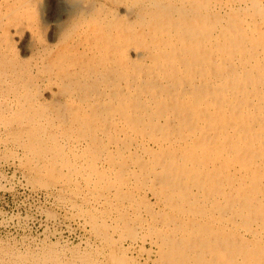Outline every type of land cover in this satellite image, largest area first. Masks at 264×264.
<instances>
[{"label":"rangeland","instance_id":"1","mask_svg":"<svg viewBox=\"0 0 264 264\" xmlns=\"http://www.w3.org/2000/svg\"><path fill=\"white\" fill-rule=\"evenodd\" d=\"M65 1L0 0V264H246L245 259L247 257L244 255L249 252L253 253H250L252 257L249 256L248 259H254V262L248 261L247 264H264V225H262L264 224V208H262L264 207V198H262L264 197V190H262V187L264 189V148L261 147L264 146V0H258V3L257 0H190V2L189 0ZM68 1L70 2L67 3ZM160 2L162 3L160 4ZM148 6L152 7L149 8ZM167 9L171 11H167ZM190 9H192L191 12ZM197 16L199 19H197ZM180 17H184L190 23L191 27L188 31L185 28L181 29L175 26L174 22L167 24L170 19L173 21V19ZM155 18H162L165 21L158 28L160 32L158 30L151 32L148 28L149 25L153 24L150 21ZM229 22L231 26L228 25ZM95 29H98L96 33L94 32ZM123 29H125V32ZM217 29L221 34L218 33ZM184 30L187 37L183 41L181 34ZM168 31H170V36H167ZM195 31L196 33H194ZM99 32H101L100 35ZM133 34L138 36L136 44L141 41L136 45V48L135 44L129 42ZM229 36L230 38H228ZM159 37L160 40H168L169 37L170 42L173 41L172 45L170 42H162V46L160 43L157 44V38ZM85 41L87 42L85 43ZM225 41L227 44H225ZM204 42L207 46L204 45ZM217 42L218 45H216ZM141 43L142 45H140ZM111 44L117 47L114 46L115 48H113L110 46ZM221 45L223 48H221ZM218 46L220 47L218 48ZM169 50L170 52H168ZM131 54L135 55L134 58ZM154 55L156 56L154 57ZM205 59L206 61H204ZM160 60L163 62L161 63ZM120 61H123V63H120ZM190 61L192 62L190 63ZM170 62L171 65H169ZM189 64H191V67H189ZM198 65L201 67H198ZM59 71L61 72L59 73ZM125 72L127 75H125ZM45 76H48V79ZM127 80L128 82H126ZM207 80H210V83ZM211 80L215 82H211ZM190 83L193 88L189 86ZM99 88L101 89L99 90ZM129 88H132V90L130 89V91ZM219 94L221 95L219 96ZM175 97H178V99ZM232 102L234 104H231ZM110 106L112 107L110 108ZM224 106L226 107L224 108ZM177 107L179 108L177 109ZM125 113L126 115H124ZM176 116H178V119ZM182 118L183 120L186 118L192 121L190 123H193L191 130L190 127L186 128L187 126L183 127L185 132L181 129L183 123L180 121ZM148 119L150 120L148 121ZM230 119H233L234 122ZM175 121L176 123H174ZM231 123L234 125H231ZM207 124H210L208 126L213 125L215 128H204L207 131L206 136L211 141L218 143V146L224 145L225 150L223 147L222 153L219 154H211V151H199L201 154L199 152L197 155L196 153L193 154L194 157L201 159V163L198 164L195 162L196 158H193L190 152L194 140L192 138L200 136L201 133L198 128L206 127ZM233 126H236V128ZM172 127L174 128L172 129ZM151 129H154L155 132ZM194 131L197 133H194ZM227 135L228 137L231 136V139ZM235 136H238L239 140ZM212 137H216L217 140H213ZM188 140L190 143H188ZM232 146L240 148L241 150L237 151H242V154L247 152L243 154L245 157L253 156V163H249V167L244 169L240 162L232 157L233 152L236 151ZM227 153L230 156L229 158ZM181 154L184 155L181 156ZM203 155L205 158H203ZM212 156L213 158H211ZM192 158L194 162L191 161ZM221 165H228V167L222 169ZM176 166L178 169H176ZM198 166L202 167L203 170L206 169L205 171H210L212 177L207 179L200 174V179H197L199 176H197V172L200 170ZM258 167L259 169H257ZM176 170L178 173H176ZM259 177H263V179ZM208 186L211 189L206 188ZM237 187L241 189L239 190ZM257 188L259 189L257 190ZM183 190L184 192H182ZM244 191L249 194L250 199H253H248L249 196ZM260 192L261 194H258ZM228 196L230 197L228 198ZM211 197L212 199H210ZM227 199L229 200L227 201ZM244 201L247 202L243 203ZM253 202L256 204L254 205ZM176 204H178V207ZM242 209L243 211H241ZM249 210L254 212L251 214ZM241 214L245 218L242 219ZM189 217L190 219H187ZM248 217L249 219H247ZM193 218L197 220L195 221ZM178 219L184 223L181 224L182 222ZM177 223L180 226L176 225ZM259 223L260 226L258 227ZM260 227L262 228L260 229ZM222 234L223 236H220ZM197 235L202 236L199 238ZM208 235H210V238L213 237L212 240ZM224 236L227 240L235 239L236 247L233 251L225 248ZM198 240L200 241L198 242ZM213 240L214 242H212ZM205 242L209 246L219 244L224 255H226V258L224 256L226 262L218 261L216 254L204 249L203 243ZM223 242L224 244H222ZM186 243H189V245H185ZM168 246H170V249H166ZM178 251L179 253H177ZM185 254L187 255L185 256ZM237 254L241 255L240 258H236Z\"/></svg>","mask_w":264,"mask_h":264},{"label":"bare ground","instance_id":"2","mask_svg":"<svg viewBox=\"0 0 264 264\" xmlns=\"http://www.w3.org/2000/svg\"><path fill=\"white\" fill-rule=\"evenodd\" d=\"M49 1H50V0H49ZM64 1H65V0H64ZM71 1H72V0H71ZM74 1H75V0H74ZM84 1H85V0H84ZM131 1H132V0H131ZM167 1H169V0H167ZM180 1H181V0H180ZM180 1H179V2H180ZM182 1H183V0H182ZM262 1H263V0H262ZM65 2H66V1H65ZM69 2H70V1H68L67 3H69ZM72 2H73V1H72ZM76 2H77V1H76ZM113 2H114V1H113ZM149 2H150V1H149ZM189 2H190V0H189ZM191 2H192V1H191ZM236 2H237V1H236ZM58 3H59V2H58ZM62 3H63V2H62ZM80 3H81V2H80ZM115 3H116V2H115ZM119 3H120V2H119ZM161 3H162V2H160V4H161ZM165 3H166V2H165ZM257 3H258V0H257ZM257 3H256V4H257ZM56 4H57V3H56ZM166 4H168V3H166ZM173 4H176V3H173ZM173 4H172V5H173ZM195 4H196V3H195ZM254 4H255V3H254ZM256 4H255V5H256ZM261 4H263V3H261ZM63 5H64V4H63ZM81 5H82V4H81ZM162 5H163V4H162ZM190 5H191V4H190ZM192 5H193V4H192ZM65 6H66V5H65ZM67 6H68V5H67ZM82 6H83V5H82ZM155 6H156V5H155ZM163 6H164V5H163ZM167 6H168V5H167ZM167 6H165V7H167ZM178 6H179V4H178ZM181 6H182V5H181ZM258 6H259V5H258ZM72 7H73V6H72ZM77 7H78V6H77ZM130 7H132V6H130ZM148 7H149V6H148ZM151 7H152V6H151ZM151 7H149V8H151ZM190 7H191V6H190ZM0 8H1V7H0ZM186 8H187V7H186ZM198 8H199V7H198ZM97 9H98V8H97ZM99 9H100V8H99ZM126 9H127V8H126ZM131 9H134V8H131ZM139 9H140V8H139ZM172 9H173V8H172ZM235 9H236V8H235ZM245 9H246V8H245ZM94 10H95V8H94ZM168 10H170V9H167V11H168ZM177 10H178V9H177ZM177 10H176V11H177ZM191 10H192V9H190V12H191ZM197 10H198V9H197ZM238 10H240V9L238 8ZM135 11H136V10H135ZM145 11H146V10H145ZM145 11H144V12H145ZM170 11H171V10H170ZM174 11H175V9H174ZM180 11H181V10H180ZM185 11H186V9H185ZM242 11H243V10H242ZM247 11H248V10H247ZM261 11H262V10L260 9V12H261ZM41 12H42V11H41ZM99 12H100V11H99ZM127 12H128V11H127ZM138 12H139V10H138ZM138 12H136V13H138ZM141 12H142V11H141ZM146 12H147V11H146ZM146 12H145V13H146ZM148 12H149V11H148ZM159 12H160V11H159ZM232 12H233V11H232ZM232 12H231V13H232ZM239 12H240V11H239ZM51 13H52V12H51ZM142 13H143V12H142ZM152 13H153V12H152ZM183 13H184V12H183ZM187 13H188V11H187ZM192 13H193V12H192ZM235 13H236V11H235ZM244 13H245V12H244ZM247 13H248V12H247ZM262 13H263V12H262ZM39 14H40V13H39ZM53 14H54V13H53ZM94 14H95V13H94ZM101 14H102V13H101ZM148 14H149V13H148ZM190 14H191V13H190ZM198 14H199V13H198ZM198 14H197V15H198ZM236 14H237V13H236ZM41 15H42V14H41ZM51 15H52V14H51ZM125 15H126V14H125ZM129 15H130V14H129ZM134 15H135V14H134ZM136 15H137V14H136ZM139 15H140V14H139ZM158 15H159V14H158ZM194 15H195V14H194ZM201 15H202V14H201ZM203 15H204V14H203ZM233 15H234V13H233ZM105 16H106V14H105ZM132 16H133V15H132ZM143 16H144V15H143ZM143 16H142V17H143ZM174 16H175V15H174ZM186 16H187V15H186ZM188 16H189V15H188ZM237 16H238V15H237ZM110 17H111V16H110ZM113 17H114V16H113ZM152 17H154V16H152ZM195 17H196V16H195ZM247 17H248V16H247ZM92 18H93V17H92ZM116 18H117V16H116ZM121 18H122V17H121ZM143 18H144V17H143ZM145 18H146V15H145ZM186 18H187V17H186ZM210 18H212V17H210ZM237 18H238V17H237ZM244 18H245V17H244ZM98 19H99V18H98ZM98 19H97V20H98ZM146 19H147V18H146ZM160 19H161V20H160ZM187 19H189V18H187ZM195 19H196V18H195ZM197 19H199L198 16H197ZM235 19H236V18H235ZM46 20H47V19H46ZM105 20H106V19H105ZM130 20H131V19H130ZM149 20H151V19L149 18ZM149 20H148V21H149ZM223 20H224V19H223ZM231 20H232V19H231ZM236 20H237V19H236ZM239 20H240V18H239ZM87 21H88V20H87ZM128 21H129V20H128ZM128 21H127V22H128ZM141 21H142V19H141ZM191 21H192V20H191ZM191 21H190V22H191ZM194 21H195V20H194ZM214 21H215V20H214ZM214 21H213V22H214ZM256 21H257V20H256ZM89 22H90V21H89ZM120 22H121V21H120ZM123 22H124V21H123ZM145 22H146V21H145ZM150 22L153 23V24H152V25H149V27H148L149 30H150L151 32H156L157 30L160 32V30H159L158 28H159V26H160L161 24H163V22H165V21H164V19H162V18H157V19L155 18V19H153V20L150 21ZM171 22H174V23H175V26H178V27H180L181 29H182V28H183V29L185 28L187 31H188L189 28L191 27V26H190V23H189L186 19H184V17H180V18H177V19H173V21H171V19H170V20H169V23H167V24H170ZM253 22H254V21H253ZM257 22H259V21H257ZM42 23H43V22H42ZM49 23H50V22H49ZM93 23H95V22L93 21ZM104 23H105V22H104ZM128 23H129V22H128ZM134 23H135V21H134ZM139 23H140V22H139ZM139 23H138V24H139ZM250 23H251V22H250ZM100 24H101V23H100ZM102 24H103V23H102ZM123 24H124V23H123ZM138 24H137V25H138ZM209 24H211V23H209ZM212 24H213V23H212ZM216 24H217V22H216ZM256 24H257V23H256ZM133 25H134V24H133ZM172 25H173V23H172ZM228 25H230V22L228 23ZM235 25H236V23H235ZM259 25H260V27H261V22H260ZM262 25H263V24H262ZM85 26H86V25H85ZM104 26H105V24H104ZM104 26H103V27H104ZM112 26H113V25H112ZM119 26H120V24H119ZM123 26H124V25H123ZM127 26H128V25H127ZM127 26H126V27H127ZM131 26H132V24H131ZM212 26H213V25H212ZM217 26H218V25H217ZM217 26H216V27H217ZM223 26H224V25H223ZM230 26H231V25H230ZM233 26H234V25H233ZM241 26H243V25H241ZM241 26H240V27H241ZM9 27H10V26H9ZM86 27H87V26H86ZM91 27H92V26H91ZM107 27H108V25H107ZM128 27H129V26H128ZM133 27H134V26H133ZM133 27H132V28H133ZM171 27H172V26H171ZM171 27H170V28H171ZM221 27H222V26H221ZM228 27H229V26H228ZM263 27H264V26H263ZM15 28H16V27H15ZM53 28H54V27H53ZM139 28H140V27H139ZM141 28H142V27H141ZM235 28H237V27H235ZM48 29H49V28H48ZM90 29H91V28H90ZM90 29H89V30H90ZM103 29H104V28H103ZM174 29H175V27H174ZM219 29H220V28H219ZM230 29H231V28H230ZM233 29H234V28H233ZM243 29H244V28H243ZM16 30H17V28H16ZM53 30H54V29H53ZM76 30L78 31V29H76ZM108 30H109V29H108ZM113 30H114V29H113ZM123 30H124V32H125V29H123ZM133 30H134V29H133ZM163 30H164V29H163ZM214 30H215V29H214ZM234 30H235V29H234ZM241 30H242V29H241ZM257 30H258V29H257ZM31 31H32V30H31ZM74 31H75V30H74ZM96 31H98V29H95L94 32L96 33ZM99 31H101V30H99ZM143 31H144V30H143ZM178 31H179V30H178ZM215 31H216V30H215ZM217 31H218V29H217ZM248 31H249V30H248ZM259 31H260V30H259ZM16 32H17V31H16ZM43 32H44V31H43ZM52 32H53V31H52ZM106 32H107V31H106ZM113 32H114V31H113ZM124 32H123V33H124ZM132 32H133V31H132ZM151 32H150V33H151ZM168 32H169V34H168V35L165 34V35L170 36V31H168ZM174 32H175V31H174ZM231 32H233V31H231ZM236 32H237V31H236ZM239 32H240V31H239ZM263 32H264V29H263ZM73 33H75V32H73ZM78 33H79V32H78ZM97 33H98V32H97ZM100 33H101V32H99V35H100ZM127 33H128V32H127ZM133 33H134V32H133ZM146 33H147V32H146ZM148 33H149V32H148ZM150 33H149V34H150ZM178 33H179V32H178ZM194 33H196V31H195ZM218 33L221 34V32H219V31H218ZM227 33H228V32H227ZM237 33H238V32H237ZM257 33H258V32H257ZM75 34H76V33H75ZM113 34H114V33H113ZM156 34H158V33H156ZM156 34H155V35H156ZM175 34H177V33H175ZM175 34H174V35H175ZM12 35H13V34H12ZM51 35H52V33H51ZM71 35H72V34H71ZM84 35H85V34H84ZM84 35H83V37H84ZM92 35H93V34H92ZM151 35H152V34H151ZM186 35H187V34H186L185 30H184V32L181 34L183 41H184V38L187 37ZM203 35H204V34H203ZM227 35H229V34H227ZM227 35H226V36H227ZM232 35H233V34H232ZM237 35H238V34H237ZM245 35H247V34L245 33ZM250 35H251V34H250ZM36 36H37V35H36ZM86 36H87V35H86ZM116 36H117V35H116ZM125 36H126V35H125ZM127 36H129V35H127ZM177 36H178V35H177ZM205 36H206V35H205ZM27 37H28V36H27ZM88 37H89V36H88ZM137 37H138V36H136V34H133V35H131V38H130V41H129L131 44H135V45H134L135 48H136V45H137L139 42H141V41H139V42H137V44H136V38H137ZM146 37H147V36H146ZM155 37H156V36H155ZM160 37H161V35H160ZM160 37L157 38V42H156V43H157V44L160 43L161 46H162V42L167 43V42H170V41H171V40H169V37H168V40H164V39H161V40H160ZM216 37H217V36H216ZM222 37H223V36H222ZM238 37H239V36H238ZM238 37H237V38H238ZM241 37H242V36H241ZM252 37H253V35H252ZM255 37H256V36H255ZM106 38H107V37H106ZM150 38H152V37H150ZM174 38H175V37H174ZM174 38H173V39H174ZM189 38H190V37H189ZM191 38H192V37H191ZM219 38H220V37H219ZM228 38H230V36H229ZM233 38H234V37H233ZM242 38H243V37H242ZM249 38H251V37H249ZM256 38H258V37H256ZM26 39H27V38H26ZM28 39H29V38H28ZM52 39H54V38H52ZM85 39H86V38H85ZM87 39H89V38H87ZM90 39H91V36H90ZM107 39H108V38H107ZM107 39H106V40H107ZM127 39H128V38H127ZM127 39H126V40H127ZM143 39H144V38H143ZM171 39H172V38H171ZM176 39H177V38H176ZM24 40H25V39H24ZM76 40H77V39H76ZM81 40H82V39H81ZM94 40H95V39H94ZM128 40H129V39H128ZM174 40H175V39H174ZM213 40H214V39H213ZM232 40H233V39H232ZM232 40H230V41H232ZM238 40H239V39H238ZM249 40H250V39H249ZM70 41H71V40H70ZM79 41H80V40H79ZM124 41H125V40H124ZM142 41H143V40H142ZM177 41H178V39H177ZM185 41H186V40H185ZM210 41H212V40H210ZM219 41H220V39H219ZM242 41H243V39H242ZM63 42H64V41H63ZM86 42H87V41H85V43H86ZM93 42H94V41H93ZM105 42H106V41H105ZM115 42H116V40H115ZM145 42H146V41H145ZM145 42H144V43H145ZM172 42H173V41H172ZM172 42H170V44H171ZM188 42H189V41H188ZM206 42H207V41H206ZM223 42H224V41H223ZM225 42H226V41H225ZM227 42H228V40H227ZM227 42H226L225 44H227ZM239 42H240V41H239ZM30 43H31V42H30ZM119 43H120V42H119ZM123 43H124V42H123ZM153 43H154V42H153ZM175 43H177V42H175ZM179 43H180V45H181V40H180ZM189 43H190V42H189ZM202 43H203V42H202ZM204 43H205V42H204ZM208 43H210V42H208ZM262 43H263V42H262ZM92 44H93V43H92ZM92 44H91V45H92ZM94 44H95V43H94ZM102 44H103V43H102ZM109 44H110V43H109ZM121 44H122V43H121ZM126 44H127V43H126ZM187 44H188V43H187ZM190 44H191V43H190ZM221 44H222V43H221ZM240 44H241V42H240ZM249 44H250V43H249ZM254 44H255V43H254ZM257 44H258V43H257ZM259 44H261V43H259ZM30 45H31V44H30ZM30 45H29V46H30ZM105 45H106V44H105ZM118 45H119V44H118ZM140 45H142V43H141ZM140 45H139V46H140ZM145 45H146V44H145ZM150 45H151V44H150ZM164 45H165V44H164ZM171 45H172V44H171ZM192 45H193V44H192ZM204 45H206V43H205ZM216 45H218V42H217ZM232 45H233V44H232ZM242 45H243V44H242ZM23 46H24V45H23ZM23 46H22V48H23ZM29 46H28V47H29ZM110 46H112L113 48L117 47V46L112 45V44H111ZM114 46H115V47H114ZM130 46H133V45H130ZM147 46H148V45H147ZM206 46H207V45H206ZM221 46H222V45H221ZM226 46H227V45H226ZM240 46H241V45H240ZM243 46H244V45H243ZM248 46H249V45H248ZM254 46H255V45H254ZM26 47H27V46H26ZM68 47H69V46H68ZM70 47H71V46H70ZM70 47H69V48H70ZM84 47H85V46H84ZM89 47H90V46H89ZM91 47H92V46H91ZM93 47H95V46H93ZM98 47H99V46H98ZM101 47H102V46H101ZM101 47H100V48H101ZM107 47H108V45H107ZM118 47H119V46H118ZM124 47H125V45H124ZM152 47H153V46H152ZM159 47H160V46H159ZM165 47H166V46H165ZM180 47H181V46H180ZM192 47H193V46H192ZM219 47H220V46H218V48H219ZM24 48H25V47H24ZM29 48H30V47H29ZM74 48H76V47H74ZM85 48H86V47H85ZM87 48H88V47H87ZM110 48H111V47H110ZM110 48H109V49H110ZM129 48H130V47H129ZM168 48H169V47H168ZM170 48H171V47H170ZM206 48H207V47H206ZM206 48H205V49H206ZM221 48H223V46H222ZM246 48H247V47H246ZM71 49H73V48H71ZM90 49H91V48H90ZM95 49H96V47H95ZM124 49H125V48H124ZM126 49H127V48H126ZM142 49H143V48H142ZM145 49H146V47H145ZM155 49H156V48H155ZM163 49H165V48H163ZM166 49H167V48H166ZM177 49H178V48H177ZM200 49H201V47H200ZM29 50H30V49H29ZM73 50H74V49H73ZM84 50H85V49H84ZM91 50H92V49H91ZM111 50H112V49H111ZM152 50H153V49H152ZM152 50H151V51H152ZM180 50H181V49H180ZM180 50H178V51H180ZM190 50H191V49H190ZM208 50H209V48H208ZM208 50H207V51H208ZM212 50H213V49H212ZM246 50H247V49H246ZM27 51H28V50H27ZM81 51H83V49H81ZM137 51H138V50H137ZM142 51H143V50H142ZM158 51H159V50H158ZM184 51H185V49H184ZM187 51H188V50H187ZM232 51H235V50H232ZM96 52H97V51H96ZM107 52H108V51H107ZM111 52H112V51H111ZM125 52H126V51H125ZM132 52H133V51H132ZM145 52H146V51H145ZM168 52H170V50H169ZM200 52H201V51H200ZM213 52H215V51H213ZM222 52H223V51H222ZM225 52H226V51H225ZM249 52H250V51H249ZM76 53H77V50H76ZM76 53H75V54H76ZM80 53H81V52H80ZM115 53H116V52H115ZM118 53H119V51H118ZM120 53H121V51H120ZM128 53H129V52H128ZM128 53H127V54H128ZM152 53H153V52H152ZM195 53H196V52H195ZM232 53H233V52H232ZM234 53H235V52H234ZM243 53H244V52H243ZM260 53H261V52H260ZM62 54H63V53H62ZM67 54H68V52H67ZM71 54H72V53H71ZM81 54H82V53H81ZM93 54H94V53H93ZM95 54H96V53H95ZM100 54H101V53H100ZM106 54H108V53H106ZM123 54H125V53H123ZM144 54H145V53H144ZM155 54L157 55V53H155ZM183 54H184V53H183ZM217 54H218V53H217ZM236 54H237V53H236ZM240 54H241V53H240ZM255 54H256V53H255ZM14 55H15V54H14ZM54 55H55V54H54ZM60 55H61V53H60ZM60 55H59V57H60ZM85 55H86V54H85ZM87 55H88V52H87ZM87 55H86V56H87ZM121 55H122V54H121ZM131 55H132V54H131ZM145 55H146V54H145ZM156 55H154V57H155ZM164 55H165V54H164ZM177 55H178V54H177ZM188 55H189V52H188ZM206 55H207V54H206ZM238 55H239V54H238ZM74 56H75V55H74ZM78 56H79V54H78ZM89 56H90V55H89ZM91 56H92V54H91ZM94 56H95V55H94ZM97 56H98V55H97ZM117 56H118V55H117ZM123 56H124V55H123ZM132 56H133V55H132ZM132 56H131V57H132ZM134 56H135V55H134ZM134 56H133V58H134ZM161 56H162V54H161ZM175 56H176V55H175ZM215 56H216V55H215ZM218 56H219V54H218ZM244 56H245V55H244ZM247 56H248V55H247ZM257 56H258V55H257ZM260 56H261V55H260ZM260 56H259V57H260ZM8 57H9V56H8ZM14 57H15V56H14ZM61 57H62V56H61ZM80 57H81V56H80ZM83 57H84V56H83ZM98 57H100V56H98ZM101 57H102V56H101ZM114 57H115V56H114ZM114 57H113V58H114ZM145 57H146V56H145ZM162 57H164V56H162ZM176 57H177V56H176ZM204 57H206V56H204ZM236 57H237V56H236ZM248 57H249V56H248ZM253 57H254V56H253ZM259 57H258V58H259ZM11 58H12V57H11ZM57 58H58V57H57ZM62 58H63V57H62ZM115 58H116V57H115ZM117 58H118V57H117ZM123 58H124V57H123ZM166 58H167V57H166ZM172 58H174V57H172ZM191 58H192V56H191ZM214 58H215V57H214ZM237 58H239V57H237ZM13 59H14V58H13ZM73 59H74V58H73ZM84 59H85V58H84ZM86 59H87V58H86ZM91 59H92V58H91ZM93 59H94V57H93ZM106 59H107V57H106ZM119 59H120V57H119ZM154 59H155V58H154ZM178 59H179V58H178ZM199 59H200V58H199ZM220 59H222V58H220ZM223 59H224V58H223ZM227 59H228V58H227ZM250 59H251V58H250ZM69 60H70V59H69ZM69 60H68V61H69ZM71 60H72V59H71ZM98 60H99V59H98ZM116 60H117V59H116ZM116 60H115V61H116ZM120 60H121V59H120ZM166 60H168V59H166ZM173 60H174V59H173ZM182 60H183V59H182ZM191 60H193V59H191ZM216 60H217V57H216ZM244 60H245V59H244ZM259 60H260V59H259ZM37 61H38V60H37ZM43 61H44V60H43ZM73 61H74V60H73ZM94 61H95V60H94ZM99 61H100V60H99ZM125 61H126V60H125ZM160 61H161V63L163 62L162 60H160ZM176 61H177V60H176ZM187 61H188V60H187ZM187 61H186V62H187ZM193 61H194V60H193ZM204 61H206V59H205ZM223 61H224V60H223ZM248 61H249V60H248ZM50 62H51V61H50ZM69 62H70V61H69ZM75 62H76V61H75ZM75 62H74V64H75ZM78 62H80V61H78ZM84 62H86V61H84ZM104 62H105V61H104ZM121 62L123 63V61H120V63H121ZM153 62H155V61H153ZM166 62H167V61H166ZM183 62H184V61H183ZM191 62H192V61H190V63H191ZM198 62H199V60H198ZM214 62H215V61H214ZM218 62H219V61H218ZM232 62H233V61H232ZM232 62H231V63H232ZM37 63H38V62H37ZM42 63H43V62H42ZM71 63H72V62H71ZM92 63H93V62H92ZM92 63H91V64H92ZM150 63H151V62H150ZM194 63H195V62H194ZM194 63H193V64H194ZM203 63H204V62H203ZM203 63H202V65H203ZM247 63H248V62H247ZM261 63H262V62H261ZM50 64H51V63H50ZM78 64H79V63H78ZM86 64H88V63H86ZM93 64H94V63H93ZM93 64H92V65H93ZM103 64H104V63H103ZM117 64H118V63H117ZM157 64H158V63H157ZM164 64H165V63H164ZM173 64L175 65L176 63H173ZM180 64H182V63H180ZM211 64H213V63L211 62ZM237 64H238V63H237ZM251 64H252V63H251ZM65 65H67V64H65ZM105 65H106V64H105ZM124 65H125V64H124ZM136 65H137V64H136ZM169 65H171V62H170ZM190 65H191V64H189V67H191ZM194 65H195V64H194ZM200 65H201V64H200ZM202 65H201V66H202ZM231 65H232V64H231ZM42 66H43V65H42ZM55 66H56V65H55ZM57 66H58V65H57ZM75 66H76V65H75ZM79 66H80V65H79ZM98 66H99V65H98ZM151 66H152V65H151ZM176 66H177V65H176ZM183 66H184V64H183ZM187 66H188V65H187ZM201 66L198 65V67H201ZM207 66H208V65H207ZM207 66H206V68H207ZM20 67H21V66H20ZM51 67H52V66H51ZM84 67H85V66H84ZM102 67H103V66H102ZM105 67H106V66H105ZM118 67H119V66H118ZM122 67H123V66H122ZM124 67H125V66H124ZM141 67H142V66H141ZM154 67H155V65H154ZM202 67H203V66H202ZM216 67H217V66H216ZM244 67H245V66H244ZM18 68H19V67H18ZM58 68H59V67H58ZM75 68H76V67H75ZM80 68H81V67H80ZM97 68H98V67H97ZM161 68H162V67H161ZM169 68H171V67H169ZM214 68H215V67H214ZM221 68H222V67H221ZM224 68H227V67H224ZM21 69H22V68H21ZM21 69H20V70H21ZM35 69H36V68H35ZM73 69H74V68H73ZM73 69H72V70H73ZM91 69H92V68H91ZM101 69H102V68H101ZM121 69H122V68H121ZM231 69H232V68H231ZM235 69H236V68H235ZM17 70H18V69H17ZM24 70H25V69H24ZM28 70H29V69H28ZM40 70H41V69H40ZM84 70H85V69H84ZM92 70H93V69H92ZM122 70H123V69H122ZM147 70H148V68H147ZM150 70H151V69H150ZM159 70H160V68H159ZM163 70H164V68H163ZM176 70H177V69H176ZM200 70H201V69H200ZM206 70H208V69H206ZM241 70H242V69H241ZM244 70H245V69H244ZM10 71H11V70H10ZM22 71H23V70H22ZM43 71H44V70H43ZM51 71H52V70H51ZM157 71H158V70H157ZM196 71H197V70H196ZM232 71H233V69H232ZM28 72L30 73V71H28ZM60 72H61V71H59V73H60ZM123 72H124V70H123ZM134 72H135V70H134ZM144 72H145V71H144ZM197 72H198V71H197ZM221 72H222V71H221ZM225 72H226V71H225ZM236 72H237V71H236ZM238 72H240V71H238ZM16 73H17V72H16ZM29 73H28V74H29ZM39 73H41V72H39ZM44 73H45V72H44ZM44 73H43V74H44ZM125 73H126V72H125ZM158 73H159V72H158ZM200 73H201V72H200ZM243 73H244V72H243ZM245 73H246V72H245ZM248 73H249V72H248ZM252 73H253V72H252ZM256 73H257V71H256ZM45 74H46V73H45ZM53 74H54V73H53ZM140 74H141V72H140ZM166 74H167V73H166ZM178 74H179V73H178ZM212 74H213V73H212ZM235 74H237V73H235ZM35 75H37V74H35ZM58 75H59V74H58ZM58 75H57V76H58ZM122 75H123V74H122ZM125 75H127V73H126ZM157 75H158V74H157ZM157 75H156V76H157ZM190 75H191V73H190ZM220 75H221V74H220ZM222 75H223V74H222ZM233 75H234V73H233ZM258 75H259V73H258ZM31 76H32V75H31ZM37 76H38V75H37ZM37 76H36V77H37ZM188 76H189V75H188ZM197 76H198V74H197ZM202 76H203V75H202ZM217 76H218V75H217ZM234 76H235V75H234ZM237 76H238V75H237ZM246 76H247V75H246ZM252 76H253V75H252ZM255 76H256V75H255ZM18 77H19V76H18ZM20 77H21V76H20ZM45 77H46V76H45ZM93 77H94V76H93ZM174 77H177V76H174ZM204 77H205V76H204ZM215 77H216V76H215ZM220 77H221V76H220ZM247 77H248V76H247ZM256 77H257V76H256ZM39 78H40V76H39ZM39 78H38V79H39ZM166 78H167V77H166ZM178 78H179V76H178ZM188 78H189V77H188ZM191 78H192V76H191ZM211 78H212V76H211ZM228 78H229V77H228ZM261 78H262V77H261ZM41 79H42V77H41ZM46 79H48V76L46 77ZM81 79H82V78H81ZM118 79H119V78H118ZM169 79H170V78H169ZM189 79H190V78H189ZM189 79H188V80H189ZM207 79H208V78H207ZM209 79H210V78H209ZM216 79H217V78H216ZM216 79H215V80H216ZM219 79H220V78H219ZM241 79H242V78H241ZM254 79H255V78H254ZM42 80H43V79H42ZM42 80H41V81H42ZM161 80H162V79H161ZM193 80H194V79H193ZM197 80H198V78H197ZM224 80H225V79H224ZM224 80H223V81H224ZM232 80H233V79H232ZM247 80H248V79H247ZM256 80H257V79H256ZM32 81H33V80H32ZM144 81H146V80H144ZM148 81H149V80H148ZM153 81H154V80H153ZM159 81H160V80H159ZM184 81H186V80H184ZM191 81H192V80H191ZM204 81H205V79H204ZM207 81H208V80H207ZM209 81H210V80H209ZM209 81H208V82H209ZM212 81H214V80H211V82H212ZM221 81H222V80H221ZM257 81H258V80H257ZM37 82H38V81H37ZM126 82H128V80H127ZM139 82H140V81H139ZM146 82H147V81H146ZM164 82H165V81H164ZM169 82H170V81H169ZM173 82H174V81H173ZM199 82L201 83V81H199ZM214 82H215V81H214ZM224 82H225V81H224ZM262 82H263V80H262ZM194 83H196V82H194ZM194 83H193V84H194ZM203 83H204V82H203ZM209 83H210V82H209ZM237 83H238V82H237ZM252 83H253V82H252ZM36 84H37V83H36ZM111 84H112V83H111ZM126 84H127V83H126ZM135 84H136V83H135ZM138 84H139V83H138ZM169 84H171V83H169ZM183 84H184V83H183ZM187 84H189V83H187ZM187 84H186V85H187ZM198 84H199V83H198ZM207 84H208V83H207ZM207 84H206V85H207ZM214 84H216V83H214ZM219 84H220V82H219ZM227 84H228V82H227ZM246 84H247V83H246ZM263 84H264V82H263ZM117 85H118V84H117ZM119 85H120V84H119ZM127 85H128V84H127ZM173 85L175 86L174 83H173ZM178 85H179V84H178ZM186 85H185V86H186ZM209 85H210V84H209ZM257 85H258V83H257ZM134 86H135V85H134ZM134 86H132V87H134ZM149 86H150V85H149ZM158 86H159V85H158ZM161 86H162V85H161ZM164 86H165V85H164ZM167 86H169V85H167ZM189 86L191 87V83H190ZM195 86H196V85H195ZM207 86H208V85H207ZM213 86H214V85H213ZM237 86H238V85H237ZM120 87H121V86H120ZM155 87H156V85H155ZM183 87H184V86H183ZM187 87H188V85H187ZM210 87H211V86H210ZM230 87H231V86H230ZM235 87H236V86H235ZM253 87H254V86H253ZM261 87H262V86H261ZM127 88H128V86H127ZM184 88H185V87H184ZM191 88H193V87H191ZM191 88H190V89H191ZM194 88H195V87H194ZM199 88H200V87H199ZM205 88H206V86H205ZM221 88H222V87H221ZM257 88H259V87L257 86ZM100 89H101V88H99V90H100ZM116 89H117V88H116ZM130 89L132 90V88H129V90H130ZM151 89H152V88H151ZM166 89H167V88H166ZM166 89H165V90H166ZM178 89H180V88H178ZM206 89H207V88H206ZM209 89H210V88H209ZM217 89H218V88H217ZM262 89H263V88H262ZM118 90H119V89H118ZM131 90H130V91H131ZM134 90H135V89H134ZM156 90H157V89H156ZM160 90H161V89H160ZM171 90H172V88H171ZM175 90H176V88L174 89V91H175ZM258 90H259V89H258ZM152 91H153V90H152ZM163 91H164V90H163ZM194 91H195V90H194ZM199 91H200V90H199ZM238 91H239V90H238ZM240 91H241V90H240ZM85 92H86V91H85ZM124 92H125V91H124ZM124 92H123V93H124ZM148 92L150 93V90H149ZM178 92H179V91H178ZM180 92H181V91H180ZM197 92H198V91H197ZM202 92H204V91H202ZM228 92H229V91H228ZM235 92H236V91H235ZM99 93H100V92H99ZM144 93H145V92H144ZM153 93H154V92H153ZM153 93H152V94H153ZM159 93L161 94V92H159ZM188 93H189V92H188ZM191 93H192V91H191ZM220 93H221V92H220ZM224 93H225V92H224ZM239 93H240V92H239ZM244 93H245V91H244ZM247 93H248V92H247ZM128 94H129V93H128ZM130 94H131V93H130ZM130 94H129V95H130ZM152 94H150V95H152ZM173 94H174V93H173ZM180 94H181V93H180ZM180 94H178V95H180ZM200 94H201V93H200ZM200 94H199V95H200ZM205 94H206V93H205ZM205 94H204V95H205ZM226 94H227V93H226ZM233 94H234V93H233ZM259 94H260V93H259ZM87 95H88V94H87ZM168 95H169V94H168ZM181 95H182V94H181ZM186 95H187V94H186ZM186 95H185V96H186ZM202 95H203V94H202ZM202 95H201V96H202ZM204 95H203V96H204ZM220 95H221V94H219V96H220ZM244 95H245V94H244ZM144 96H145V95H144ZM183 96H184V95H183ZM185 96H184V97H185ZM188 96H189V95H188ZM238 96H239V95H238ZM257 96H258V95H257ZM120 97H121V96H120ZM162 97H163V96H162ZM167 97H169V96H167ZM190 97H191V95H190ZM235 97H236V94H235ZM244 97H245V96H244ZM71 98H72V97H71ZM98 98H99V97H98ZM155 98H156V97H155ZM163 98H164V97H163ZM169 98H170V97H169ZM175 98L178 99V97H175ZM179 98H180V97H179ZM182 98H183V97H182ZM194 98H195V97H194ZM209 98H210V97H209ZM211 98H212V97H211ZM103 99H104V98H103ZM117 99H118V98H117ZM123 99H124V97H123ZM125 99H126V98H125ZM152 99H154V98H152ZM156 99H158V98H156ZM156 99H155V100H156ZM171 99H172V97H171ZM190 99H191V98H190ZM252 99H253V98H252ZM104 100H105V99H104ZM145 100H147V99H145ZM169 100H170V99H169ZM175 100H176V99H175ZM179 100H180V99H179ZM194 100H195V99H194ZM194 100H193V102H195ZM68 101H69V100H68ZM97 101H98V100H97ZM116 101H117V100H116ZM119 101H120V100H119ZM158 101H159V99H158ZM158 101H157V102H158ZM208 101H209V99H208ZM211 101H212V100H211ZM107 102H108V101H107ZM109 102H110V101H109ZM122 102H123V101H122ZM146 102H147V101H146ZM149 102H151V101H149ZM162 102H163V101H162ZM167 102H168V101H167ZM179 102H180V101H179ZM193 102H192V103H193ZM205 102H206V101H205ZM205 102H203V103H205ZM257 102H258V101H257ZM65 103H66V102H65ZM203 103H202V104H203ZM246 103H247V102H246ZM261 103H262V102H261ZM127 104H128V103H127ZM153 104H155V103H153ZM153 104H152V105H153ZM160 104H161V103H160ZM168 104H169V103H168ZM168 104H167V105H168ZM213 104H214V103H213ZM218 104H219V103H218ZM231 104H234V103L232 102ZM70 105H71V103H70ZM104 105H106V104H104ZM104 105H103V106H104ZM174 105H175V104H174ZM174 105H173V106H174ZM184 105H185V104H184ZM225 105H226V104H225ZM237 105H238V104H237ZM67 106H68V105H67ZM72 106H73V105H72ZM119 106H120V105H119ZM135 106H136V105H135ZM145 106H146V105H145ZM160 106H161V108H162V104H161ZM163 106H164V105H163ZM170 106H171V105H170ZM216 106H217V104H216ZM242 106H243V103H242ZM242 106H241V107H242ZM75 107H76V106H75ZM111 107H112V106H110V108H111ZM123 107H124V106H123ZM125 107H126V106H125ZM137 107H138V106H137ZM146 107H147V106H146ZM153 107H154V106H153ZM186 107H187V106H186ZM203 107H204V106H203ZM203 107H202V108H203ZM209 107H210V106H209ZM211 107H212V106H211ZM211 107H210V108H211ZM221 107H222V106H221ZM225 107H226V106H224V108H225ZM229 107H230V106H229ZM235 107H236V106H235ZM238 107H239V106H238ZM81 108H82V107H81ZM114 108H115V106H114ZM120 108H121V107H120ZM132 108H133V107H132ZM178 108H179V107H177V109H178ZM202 108H201V109H202ZM255 108H256V107H255ZM83 109H84V107H83ZM112 109H113V108H112ZM116 109H117V108H116ZM122 109H123V108H122ZM152 109H153V108H152ZM154 109H155V108H154ZM156 109H157V107H156ZM156 109H155V110H156ZM163 109H164V108H163ZM177 109H176V110H177ZM190 109H192V108H190ZM203 109H204V108H203ZM229 109H231V108H229ZM108 110H109V109H108ZM117 110H118V109H117ZM130 110H131V109H130ZM157 110H158V109H157ZM157 110H156V111H157ZM183 110H184V109H183ZM216 110H217V109H216ZM225 110L227 111V109H225ZM76 111H77V108H76ZM127 111H128V110H127ZM127 111H126V112H127ZM161 111H162V110H161ZM161 111H160V112H161ZM206 111H207V110H206ZM118 112H119V111H118ZM150 112H151V111H150ZM163 112H164V111H163ZM170 112H171V111H170ZM210 112H212V111H210ZM263 112H264V111H263ZM145 113H146V112H145ZM175 113H176V112H175ZM204 113H206V112H204ZM213 113H214V112H213ZM236 113H237V112H236ZM236 113H235V114H236ZM87 114H88V113H87ZM94 114H95V113H94ZM94 114H93V115H94ZM167 114H168V113H167ZM167 114H166V115H167ZM171 114H172V113H171ZM184 114H185V112H184ZM186 114H187V113H186ZM220 114H223V113H220ZM118 115H119V114H118ZM124 115H126V113H125ZM124 115H122V116L125 117ZM130 115H131V114H130ZM130 115H128V116L130 117ZM148 115H150V114H148ZM155 115H156V114H155ZM188 115H189V114H188ZM218 115H219V114H218ZM79 116H80V115H79ZM115 116H116V115H115ZM158 116H159V115H158ZM167 116H168V115H167ZM179 116H180V115H179ZM201 116H202V114H201ZM203 116H204V115H203ZM206 116H207V114H206ZM206 116H205V117H206ZM208 116H209V115H208ZM219 116H220V115H219ZM230 116H231V115H230ZM251 116H252V114H251ZM251 116H250V117H251ZM145 117H146V116H145ZM145 117H144V118H145ZM172 117H174V116H172ZM176 117H177V119H178V116H176ZM190 117H191V116H190ZM213 117H214V115H213ZM224 117H225V116H224ZM224 117H223V118H224ZM239 117H240V116H239ZM169 118H170V117H169ZM157 119H158V118H157ZM175 119H176V118H175ZM217 119H218V118H217ZM234 119H235V118H234ZM239 119H241V118H239ZM250 119H252V118H250ZM129 120H130V119H129ZM131 120H132V119H131ZM137 120H138V119H137ZM149 120H150V119H148V121H149ZM154 120H155V119H154ZM164 120H165V119H164ZM202 120H203V119H202ZM221 120H222V119H221ZM230 120H233V119H230ZM230 120H229V123H230ZM236 120H237V119H236ZM126 121H127V120H126ZM146 121H147V120H146ZM178 121H179V120H178ZM199 121H200V120H199ZM238 121H239V120H238ZM245 121H246V120H245ZM129 122H130V121H129ZM155 122H156V121H155ZM180 122L183 123V124L181 125V126H182L181 129L184 130V132H185V129H183V127L185 128L186 126H187L186 128H189V127H190V130H191V125H193V123L190 124V123L192 122L191 120L189 121V119L187 120L186 118H185V120H183V118H182V120H181ZM204 122H205V121H204ZM206 122H207V121H206ZM214 122H215V121H214ZM221 122H222V121H221ZM225 122H226V120H225ZM225 122H224V123H225ZM233 122H234V120H233ZM236 122H237V121H236ZM239 122H240V121H239ZM250 122H251V121H250ZM131 123H132V122H131ZM147 123H148V122H147ZM147 123H146V125H148ZM158 123H159V122H158ZM160 123H161V122H160ZM163 123H164V122H163ZM168 123L170 124V122H168ZM174 123H176V121H175ZM177 123H178V122H177ZM200 123H201V122H200ZM209 123H210V122H209ZM246 123H248V122L246 121ZM246 123H245V124H246ZM253 123H254V122H253ZM140 124H141V123H140ZM216 124H219V123H216ZM245 124H242V125H245ZM251 124H252V123H251ZM154 125H155V124H154ZM160 125H161V124H160ZM172 125H173V124H172ZM208 125H210V124H207V126L205 125L206 127H203V128L200 127V128H198V129H199V132L201 133V135L198 136V137H196L195 135H197V134H195V135H194L195 138H194V137L192 138V139H194V140H193V143H192V144H193V146H192V151H190V152L192 153V155L195 154V153H196V155H197V153H198L199 151H201V152H202V151H207V152H208V151H211V152H212L211 154H213V153L219 154V153L223 150V147H224V150H225V146H224V145H223V146H221V145L218 146V143L211 141V140L206 136V135H207V134H206L207 131H205L206 129H204V128H212V127H214L213 125H212V126H208ZM227 125H228V124H227ZM231 125H234V124L231 123ZM231 125H230V126H231ZM248 125H249V124H248ZM164 126H165V124H164ZM175 126H177V125H175ZM194 126H195V125H194ZM198 126H199V125H198ZM216 126H217V125H216ZM220 126H221V125H220ZM230 126H229V127H230ZM236 126H237V125H236ZM236 126H233V127L236 128ZM239 126H240V125H239ZM246 126H247V125H246ZM249 126H250V125H249ZM143 127H144V126H143ZM165 127H166V126H165ZM173 128H174V127H172V129H173ZM176 128H177V127H176ZM178 128H179V127H178ZM214 128H215V127H214ZM226 128H228V127H226ZM238 128H239V127H238ZM238 128H237V129H238ZM251 128H252V127H251ZM253 128H254V127H253ZM52 129H53V128H52ZM79 129H80V128H79ZM148 129H149V128H148ZM163 129H164V127H163ZM169 129H171V128H169ZM196 129H197V128H196ZM228 129H229V128H228ZM244 129H245V128H244ZM254 129H255V128H254ZM254 129H253V131H254ZM138 130H140V129H138ZM143 130H144V129H143ZM145 130H146V129H145ZM151 130H152V129H151ZM151 130H150V131H151ZM160 130H161V129H160ZM166 130H167V128H166ZM175 130H176V129H175ZM190 130H189V131H190ZM207 130H208V129H207ZM219 130H220V129H219ZM226 130H227V129H226ZM249 130H250V129H249ZM258 130H259V128H258ZM258 130H257V131H258ZM63 131H64V130H63ZM152 131H154V129H153ZM172 131H173V130H172ZM172 131H171V132H172ZM186 131H187V130H186ZM189 131H188V132H189ZM192 131H193V129H192ZM235 131H236V130H235ZM253 131H252V132H253ZM88 132H89V130H88ZM144 132H145V131H144ZM154 132H155V131H154ZM159 132H160V131H159ZM164 132H165V131H164ZM195 132H196V131H194V133H195ZM241 132H242V131H241ZM246 132H248V131H246ZM151 133H152V132H151ZM169 133H170V132H169ZM190 133H192V132L190 131ZM196 133H197V132H196ZM214 133H215V130H214ZM214 133H213V135H214ZM221 133H222V132H221ZM223 133H226V132H223ZM227 133H229V132H227ZM232 133H233V132H232ZM236 133H237V132H236ZM248 133H249V132H248ZM253 133H254V132H253ZM140 134H141V133H140ZM157 134H158V133H157ZM159 134H160V133H159ZM219 134H220V133H219ZM240 134H241V133H240ZM59 135H60V134H59ZM89 135H90V134H89ZM154 135H155V134H154ZM217 135H218V133H217ZM222 135H223V134H222ZM247 135L249 136V134H247ZM256 135H257V134H256ZM138 136H139V135H138ZM184 136H185V135H184ZM189 136H190V135H189ZM191 136H192V135H191ZM214 136H216V134H215ZM225 136H226V134H225ZM157 137H158V136H157ZM170 137H171V136H170ZM178 137H179V136H178ZM216 137H217V136H216ZM216 137H215V138L212 137V138H214L213 140H215V139L217 140ZM227 137H228V135H227ZM230 137H231V136H230ZM230 137H228V138H230ZM235 137H236V136H235ZM235 137H234V138H235ZM237 137H238V136H237ZM237 137H236V139H238ZM112 138H113V137H112ZM120 138H121V137H120ZM173 138H175V137H173ZM190 138H191V137H190ZM190 138H189V139H190ZM210 138H211V137H210ZM228 138H227V139H228ZM93 139H94V138H93ZM123 139H124V138H123ZM143 139H146V138H143ZM179 139H180V138H179ZM179 139H178V140H179ZM227 139H226V141H227ZM230 139H231V138H230ZM247 139H248V138H247ZM111 140H112V139H111ZM163 140H164V139H163ZM169 140H170V139H169ZM180 140H181V139H180ZM238 140H239V139H238ZM260 140H261V139H260ZM128 141H129V140H128ZM146 141H147V140H146ZM166 141H167V139H166ZM181 141H182V140H181ZM188 141H189V140H188ZM188 141H187V142H188ZM141 142H142V141H141ZM178 142H179V141H178ZM243 142H244V141H243ZM243 142H242V143H243ZM248 142H249V141H248ZM250 142H251V141H250ZM261 142H262V140H261ZM145 143H146V142H145ZM181 143H182V142H181ZM183 143H185V142H183ZM188 143H190V141H189ZM225 143H226V142H225ZM230 143H231V142H230ZM232 143L234 144V142H232ZM254 143H255V142H254ZM65 144H66V143H65ZM139 144H140V143H139ZM145 145H146V144H145ZM148 145H149V144H148ZM231 145H232V144H231ZM237 145H238V143H237ZM260 145H261V144H260ZM141 146H142V145H141ZM228 146H229V145H228ZM239 146H240V145H239ZM241 146H242V145H241ZM244 146H245V145H244ZM62 147H63V146H62ZM168 147H169V146H168ZM230 147H231V146H230ZM250 147H251V146H250ZM261 147L264 148V146H261ZM155 148H156V147H155ZM187 148H188V147H187ZM232 148H233L234 150H236V151L233 152L232 157H235L236 161H239V162H240V165L243 166L244 169H245V167H249V163H251V162L253 161V160H252V157H253V156H252V157H251V156L245 157L243 154H244V153L246 154L247 152H244V153L242 154V153H241L242 151H237V150H239L240 148H238V147H236V146H232ZM232 148H231V150H232ZM241 148H243V147H241ZM246 148H247V147H246ZM263 148H262V149H263ZM193 149H195V150H193ZM248 149H249V147H248ZM134 150H135V149H134ZM229 150H230V149H229ZM240 150H241V149H240ZM251 150H252V149H251ZM251 150L249 151V153L251 152ZM260 150H261V149H260ZM97 151H98V150H97ZM147 151H148V150H147ZM157 151H158V150H157ZM157 151H156V152H157ZM176 151H177V149H176ZM65 152H66V151H65ZM173 152H174V151H173ZM180 152H183V151H180ZM224 152H226V151H224ZM164 153H165V152H164ZM169 153H170V152H169ZM191 153H189V154L191 155ZM221 153H222V152H221ZM229 153H230V152H229ZM231 153H232V152H231ZM152 154H153V152H152ZM156 154H157V153H156ZM171 154H172V153H171ZM184 154H185V153H184ZM184 154H183V155H184ZM199 154H201V153L199 152ZM204 154H206V153H204ZM234 154H235V155H234ZM252 154H253V153H252ZM116 155H117V154H116ZM120 155H121V154H120ZM158 155H159V154H158ZM168 155H169V154H168ZM179 155H180V154H179ZM183 155L181 154V156H183ZM206 155H207V154H206ZM224 155H225V154H224ZM228 155H229V154L227 153V156H228ZM230 155H231V154H230ZM254 155H255V154H254ZM153 156H154V154H153ZM165 156H166V154H165ZM185 156H186V155H185ZM194 156H195V155H193V158H196V159H195V162H197L198 164H200V163H201V159H200L199 157H194ZM219 156H220V155H219ZM219 156H218V158H219ZM222 156H223V155H222ZM246 156H247V155H246ZM189 157H190V156H189ZM229 157H230V156H228V158H229ZM232 157H231V158H232ZM162 158L164 159V157H162ZM193 158L191 159L192 162H194V161H193ZM203 158H205L204 155H203ZM211 158H213V156H212ZM220 158H221V157H220ZM256 158H259V157H256ZM263 158H264V157H263ZM32 159H33V158H32ZM112 159H113V158H112ZM151 159H152V156H151ZM155 159L157 160V158H155ZM170 159H171V157H170ZM176 159H177V158H176ZM209 159H210V158H209ZM235 159H234V160H235ZM253 159H254V158H253ZM177 160H178V159H177ZM179 160H180V159H179ZM183 160H184V159H183ZM205 160H206V159H205ZM89 161H90V160H89ZM184 161H185V160H184ZM218 161H221V160H218ZM222 161H223V160H222ZM135 162H136V161H135ZM146 162H147V161H146ZM151 162H152V161H151ZM155 162H156V161H155ZM163 162H164V161H163ZM208 162H209V161H208ZM210 162H211V161H210ZM225 162H226V161H225ZM257 162H258V161H257ZM36 163H37V162H36ZM175 163H176V161H175ZM188 163H189V162H188ZM203 163H204V162H203ZM215 163H216V160H215ZM234 163H235V162H234ZM252 163H253V162H252ZM117 164H118V163H117ZM126 164H127V163H126ZM195 164H196V163H195ZM72 165H73V164H72ZM136 165H137V164H136ZM158 165H159V164H158ZM175 165H176V164H175ZM175 165H174V166H175ZM177 165H178V164H177ZM205 165H206V164H205ZM253 165H254V164H253ZM255 165H256V163H255ZM260 165H261V164H260ZM108 166H109V165H108ZM155 166H156V165H155ZM169 166H170V165H169ZM169 166H168V167H169ZM184 166H185V165H184ZM187 166H190V165H187ZM199 166H200V165H199ZM199 166H198V167H199ZM203 166H204V165H203ZM208 166H209V165H208ZM208 166H207V167H208ZM237 166H238V165H237ZM258 166H259V164H258ZM176 167H177V166H176ZM192 167H194V166H192ZM221 167H222V169H225V168L228 167V165H223V166L221 165ZM255 167H256V166H255ZM263 167H264V165H263ZM137 168H138V167H137ZM148 168H149V167H148ZM172 168H173V167H172ZM182 168H183V167H182ZM199 168H200V167H199ZM199 168H198V170H199ZM80 169H81V168H80ZM167 169H168V168H167ZM176 169H178V167H177ZM179 169H181V168H179ZM185 169H186V168H185ZM237 169H238V168H237ZM241 169H243V168L241 167ZM253 169H254V168H253ZM257 169H259V167H258ZM110 170H111V169H110ZM154 170H155V169H154ZM182 170H183V169H182ZM198 170H197V171H198ZM205 170H206V169H205ZM205 170H203L202 167L200 168V170L198 171L199 173L197 172V176L199 175V176L197 177V179H200V174L203 175V176H205L207 179H210V178L212 177V176L210 175L211 172H210V171L208 172V171H205ZM207 170H208V169H207ZM216 170H217V169H216ZM234 170H235V169H234ZM246 170H248V169H246ZM119 171H120V170H119ZM212 171H213V169H212ZM222 171H223V170H222ZM240 171H241V170H240ZM244 171H245V170H244ZM244 171H243V172H244ZM120 172H121V171H120ZM155 172H156V171H155ZM165 172H166V171H165ZM172 172H173V171H172ZM172 172H171V173H172ZM192 172H193V170L191 171V173H192ZM194 172H195V171H194ZM231 172H232V171H231ZM231 172H230V173H231ZM249 172H250V171H249ZM251 172H252V170H251ZM149 173H151V171H149ZM176 173H178L177 170H176ZM183 173H184V172H183ZM214 173H216V172H214ZM89 174H90V173H89ZM126 174H127V173H126ZM154 174H155V173H154ZM158 174H159V173H158ZM160 174H161V173H160ZM160 174H159V175H160ZM181 174H182V172H181ZM181 174H180V175H181ZM228 174H229V173H228ZM244 174H245V173H244ZM258 174H260V173H258ZM112 175H113V174H112ZM156 175H157V174H156ZM176 175H177V174H176ZM182 175H184V174H182ZM188 175H189V174H188ZM190 175H191V174H190ZM214 175H215V174H214ZM214 175H213V177H214ZM217 175H218V174H217ZM229 175H230V174H229ZM252 175H254V174H252ZM140 176H141V175H140ZM152 176H153V175H152ZM220 176H221V175H220ZM234 176H235V175H234ZM258 176H259V175H258ZM119 177H120V176H119ZM126 177H127V175H126ZM138 177H139V176H138ZM182 177H183V176H182ZM186 177H187V176H186ZM215 177H216V176H215ZM217 177H219V176H217ZM221 177H222V176H221ZM225 177H226V176H225ZM248 177H250V176H248ZM254 177H255V176H254ZM256 177H257V176H256ZM256 177H255V178H256ZM124 178H125V177H124ZM152 178H153V177H152ZM165 178H166V176H165ZM183 178H184V177H183ZM194 178H195V177H194ZM194 178H193V179H194ZM226 178H227V177H226ZM229 178H230V177H229ZM240 178H241V177H240ZM244 178H245V177H244ZM257 178H258V177H257ZM259 178H262V179H263V177H259ZM154 179H155V177H154ZM169 179H170V176H169ZM176 179H177V178H176ZM179 179H180V178H179ZM179 179H178V180H179ZM187 179H188V178H187ZM187 179H184V180H187ZM195 179H196V178H195ZM197 179H196V180H197ZM217 179H218V178H217ZM221 179H223V178H221ZM247 179H248V178H247ZM252 179H254V178H252ZM252 179H251V180H252ZM162 180H163V179H162ZM178 180H177V181H178ZM204 180H205V179H204ZM231 180H232V179H231ZM244 180H245V179H244ZM257 180H258V179H257ZM257 180H256V181H257ZM141 181H142V180H141ZM163 181H164V180H163ZM191 181H192V180H191ZM205 181H206V180H205ZM214 181H216V180H214ZM249 181H250V180H249ZM254 181H255V180H254ZM258 181L261 182L260 180H258ZM127 182H128V181H127ZM158 182H159V181H158ZM186 182H187V181H186ZM188 182H189V181H188ZM192 182H193V181H192ZM137 183H138V182H137ZM159 183H160V182H159ZM179 183H180V181H179ZM179 183H178V184H179ZM196 183H197V182H196ZM211 183H212V181H211ZM239 183H240V182H239ZM257 183H258V182H257ZM77 184H78V183H77ZM108 184H109V183H108ZM160 184H161V183H160ZM189 184H190V183H189ZM191 184H192V183H191ZM204 184H205V183H204ZM206 184H207V183H206ZM230 184H231V182H230ZM236 184H237V183H236ZM241 184H242V183H241ZM249 184H250V183H249ZM254 184H255V182L253 183V185H254ZM258 184H259V183H258ZM147 185H148V184H147ZM197 185H198V183H197ZM263 185H264V184H263ZM263 185H262V186H263ZM203 186H204V185H203ZM210 186H211V185H210ZM210 186H208V187H206V188L211 189ZM222 186H223V185H222ZM236 186H237V185H236ZM238 186H239V185H238ZM139 187H140V186H139ZM146 187H147V186H146ZM187 187H188V183H187ZM211 187H212V186H211ZM213 187H214V186H213ZM220 187H221V185H220ZM223 187H224V186H223ZM226 187H227V185H226ZM228 187H229V186H228ZM233 187H234V186H233ZM254 187H255V186H254ZM260 187H261V186H260ZM90 188H91V187H90ZM101 188H102V187H101ZM154 188H155V187H154ZM159 188H160V187H159ZM214 188H216V187H214ZM221 188H222V187H221ZM237 188L239 189V187H237ZM241 188H242V186H241ZM241 188H240V189H241ZM247 188H249V187L247 186ZM247 188H246V189H247ZM99 189H100V188H99ZM99 189H98V190H99ZM103 189H104V188H103ZM160 189H161V188H160ZM162 189H163V188H162ZM202 189H203V188H202ZM224 189H225V188H224ZM230 189H232V188H230ZM235 189H236V188H235ZM238 189H236V190H238ZM240 189H239V190H240ZM252 189H253V188H252ZM258 189H259V188H257V190H258ZM150 190H151V189H150ZM163 190H164V189H163ZM185 190H186V189H185ZM214 190H215V189H214ZM247 190H250V189H247ZM255 190H256V189H255ZM262 190H264L263 187H262ZM119 191H120V190H119ZM207 191H208V190H207ZM211 191H212V190H211ZM222 191H223V190H222ZM250 191H251V190H250ZM150 192H151V191H150ZM167 192H168V191H167ZM174 192H175V191H174ZM180 192H181V191H180ZM182 192H184V190H183ZM182 192H181V193H182ZM237 192H238V191H237ZM244 192H246V191H244ZM251 192H254V191H251ZM169 193H170V192H169ZM176 193H177V192H176ZM185 193H186V191H185ZM185 193H184V194H185ZM195 193H196V192L194 191V194H195ZM200 193H202V192H200ZM204 193H206V192H204ZM226 193H227V191H226ZM230 193H231V192H230ZM232 193H233V192H232ZM239 193H240V191H239ZM117 194H118V193H117ZM165 194H166V192H165ZM165 194H163V195H165ZM194 194H193V195H194ZM206 194H207V193H206ZM206 194H205V195H206ZM215 194H216V193H215ZM221 194H222V193H221ZM241 194H242V193H241ZM246 194H247V192H246ZM246 194H245V195H246ZM252 194H254V193H252ZM258 194H261V192L258 193ZM155 195H156V194H155ZM159 195H160V194H159ZM169 195H170V194H169ZM193 195H192V196H193ZM211 195H212V194H211ZM216 195H217V194H216ZM216 195H215V196H216ZM229 195L231 196V194H229ZM234 195H236V194H234ZM237 195H239V194H237ZM247 195L249 196V194H247ZM131 196H132V195H131ZM230 196H228V198H229ZM260 196H261V195H260ZM97 197H98V196H97ZM137 197H138V196H137ZM164 197H165V196H164ZM171 197H173V196L171 195ZM171 197H170V198H171ZM185 197H186V196H185ZM208 197H209V196H208ZM208 197H207V198H208ZM221 197H224V196H221ZM221 197H220V198H221ZM226 197H227V196H226ZM235 197H236V196H235ZM121 198H122V197H121ZM181 198H182V197H181ZM183 198H184V197H183ZM186 198H187V197H186ZM192 198H193V197H192ZM204 198H205V197H204ZM231 198H232V197H231ZM233 198H234V197H233ZM240 198H241V197H240ZM240 198H239V199H240ZM262 198H264V197H262ZM173 199H174V198H173ZM175 199H176V198H175ZM201 199H203V198H201ZM210 199H212V197H211ZM234 199H235V198H234ZM239 199H238V200H239ZM248 199H250V196H249ZM252 199H253V198H252ZM252 199H250V200H252ZM254 199H255V198H254ZM228 200H229V199H227V201H228ZM232 200H233V199H232ZM260 200H261V199H260ZM173 201H174V200H173ZM180 201H181V200H180ZM190 201H191V200H190ZM222 201H223V200H222ZM222 201H221V202H222ZM240 201H241V200H240ZM253 201H254V200H253ZM255 201H256V200H255ZM257 201H258V200H257ZM261 201H262V200H261ZM166 202H167V200H166ZM178 202H179V201H178ZM182 202H183V201H182ZM230 202H231V201H230ZM245 202H247V201H244L243 203H245ZM105 203H106V202H105ZM167 203H168V202H167ZM175 203H176V201H175ZM175 203H174V204H175ZM209 203H210V202H209ZM236 203H237V202H236ZM240 203H242V202H240ZM240 203H239V204H240ZM251 203H252V201H251ZM253 203H254V202H253ZM263 203H264V202H263ZM168 204H170V203H168ZM185 204H186V203H185ZM195 204H196V203H195ZM237 204H238V203H237ZM249 204H250V203H249ZM255 204H256V203H254V205H255ZM164 205H165V204H164ZM177 205H178V204H176V206H177ZM190 205H191V204H190ZM201 205H202V204H201ZM203 205H204V204H203ZM203 205H202V206H203ZM208 205H209V204H208ZM233 205H234V204H233ZM233 205H232V207H233ZM254 205H253V206H254ZM159 206H160V205H159ZM162 206H163V205H162ZM174 206H175V205H174ZM174 206H173V207H174ZM196 206H198V205H196ZM199 206H200V205H199ZM199 206H198V207H199ZM238 206H239V205H238ZM248 206H249V205H248ZM253 206H252V207H253ZM261 206H262V205H261ZM177 207H178V206H177ZM177 207H176V208H177ZM193 207H194V206H193ZM207 207H208V206H207ZM211 207H212V205H211ZM235 207H236V206H235ZM249 207H250V206H249ZM208 208H209V207H208ZM220 208H221V207H220ZM243 208H244V207H243ZM257 208H260V207H257ZM262 208H264V207H262ZM217 209H218V208H217ZM217 209H215V210H217ZM246 209H248V208H246ZM250 209H251V208H250ZM253 209H254V208H253ZM255 209H256V208H255ZM215 210H214V212H215ZM238 210H239V209H238ZM263 210H264V209H263ZM263 210H262V211H263ZM158 211H159V210H158ZM211 211H212V210H211ZM221 211H222V210H221ZM227 211H228V210H227ZM241 211H243V209H242ZM244 211H247V210H244ZM249 211H250V210H249ZM153 212H154V211H153ZM205 212H207V211H205ZM233 212H234V211H233ZM250 212H251V214H252V212H254V211H250ZM259 212H260V211H259ZM263 212H264V211H263ZM162 213H164V212H162ZM162 213H161V214H162ZM171 213H172V212H171ZM187 213H188V212H187ZM212 213H213V212H212ZM235 213H236V212H235ZM242 213H243V212H242ZM213 214H214V213H213ZM213 214H211V215H213ZM225 214H227V213H225ZM253 214H254V213H253ZM175 215H176V214H175ZM182 215H183V214H182ZM216 215H217V214H216ZM237 215H238V214H237ZM241 215H242V214H241ZM256 215H257V214H256ZM92 216H93V215H92ZM173 216H174V215H173ZM179 216H180V215H179ZM233 216H234V215H233ZM245 216H246V215H245ZM260 216H261V215H260ZM170 217H171V216H170ZM176 217H177V216H176ZM240 217H241V216H240ZM240 217H239V218H240ZM246 217H247V216H246ZM258 217H259V216H258ZM177 218H178V217H177ZM183 218H184V217H183ZM185 218H186V217H185ZM229 218H230V217H229ZM236 218H237V216H236ZM243 218H245V217H243V215H242V219H243ZM121 219H122V218H121ZM162 219H163V218H162ZM169 219H170V218H169ZM187 219H190V217L187 218ZM193 219H194V218H193ZM193 219H192V220H193ZM247 219H249V217H248ZM178 220H179V219H178ZM182 220H183V219H182ZM194 220H195V219H194ZM196 220H197V219H196ZM196 220H195V221H196ZM229 220H230V219H229ZM229 220H228V221H229ZM254 220H255V219H254ZM135 221H136V220H135ZM175 221H176V220H175ZM179 221H181V220H179ZM190 221H191V220H190ZM220 221H221V220H220ZM224 221H225V220H224ZM224 221H223V222H224ZM238 221H239V220H238ZM248 221H249V220H248ZM250 221H251V220H250ZM259 221H260V220H259ZM119 222H120V221H119ZM166 222H167V221H166ZM166 222H165V223H166ZM181 222H182V221H181ZM181 222H180V223H181ZM234 222H235V221H234ZM243 222H244V221H243ZM252 222H253V220H252ZM92 223H93V222H92ZM170 223H171V222H170ZM183 223H184V222H182L181 224H183ZM230 223H231V222H230ZM249 223H250V222H249ZM254 223H256V222H254ZM98 224H99V223H98ZM174 224H175V223H174ZM186 224H187V223H186ZM186 224L184 225V227L186 226ZM195 224H196V223H195ZM203 224H204V222H203ZM203 224H202V225H203ZM205 224H206V223H205ZM238 224H239V223H238ZM252 224H253V223H252ZM171 225H172V224H171ZM176 225H179V224L177 223ZM200 225H201V224H200ZM202 225H201V226H202ZM211 225H213V224H211ZM240 225H241V224H240ZM243 225H244V224H243ZM248 225H249V224H248ZM250 225H251V224H250ZM255 225H256V224H255ZM262 225H264V224H262ZM152 226H153V225H152ZM165 226H166V225H165ZM165 226H164V227H165ZM172 226L174 227V225H172ZM179 226H180V225H179ZM188 226L192 227L191 225H188ZM188 226H187V227H188ZM201 226H200V227H201ZM203 226H204V225H203ZM259 226H260V223H259L258 227H259ZM130 227H132V226H130ZM175 227H176V226H175ZM198 227H199V226H198ZM240 227H242V226H240ZM253 227H254V226H253ZM262 227H263V226H262ZM262 227H260V229H261ZM167 228H168V227H167ZM201 228H202V227H201ZM207 228H208V227H207ZM211 228H212V227H211ZM211 228H209V229H211ZM214 228H215V227H214ZM217 228H218V227H217ZM247 228H249V227H247ZM160 229H161V228H160ZM180 229H181V227H180ZM195 229H196V228H195ZM195 229H194V231H195ZM219 229H220V228H219ZM239 229H240V228H239ZM166 230H167V229H166ZM166 230H165V231H166ZM174 230H175V229H174ZM199 230H200V229H199ZM205 230H206V229H205ZM205 230H204V231H205ZM254 230H255V228H254ZM258 230H259V229H258ZM155 231H156V230H155ZM159 231H160V230H159ZM165 231H163V232H165ZM177 231H178V230H177ZM177 231H176V232H177ZM192 231H193V230H192ZM209 231H210V230H209ZM216 231H217V230H216ZM226 231H227V230H226ZM260 231H261V230H260ZM153 232H154V231H153ZM160 232H161V231H160ZM170 232H171V230H170ZM234 232H235V231H234ZM234 232H233V233H234ZM244 232H245V231H244ZM126 233H127V232H126ZM202 233H203V231H202ZM208 233H209V232H208ZM214 233H215V231H214ZM229 233H230V232H229ZM263 233H264V232H263ZM165 234H166V233H165ZM176 234H177V233H176ZM186 234H187V233H186ZM215 234H216V233H215ZM223 234H224V232H223ZM223 234L220 235V236H223ZM241 234H243V233H241ZM162 235H163V234H162ZM170 235H171V234H170ZM174 235H175V234H174ZM178 235H179V233H178ZM181 235L183 236V234H181ZM202 235H203V234H202ZM202 235H200V237H201ZM212 235H213V233H212ZM227 235H228V234H227ZM231 235H233V234L231 233ZM243 235H244V234H243ZM246 235H247V234H246ZM248 235H249V234H248ZM185 236H187V235H185ZM192 236H193V235H192ZM197 236L199 237V235H197ZM208 236H209V238H210V235H208ZM208 236H207V237H208ZM217 236H218V235H217ZM225 236H226V235H225ZM225 236H224V239L222 238L223 240H225V244H224V242H223L222 244H224V245H225V248H228V250H230V251L232 250V251H233V250L235 249V247H236V246H235L236 241H234L235 239H234V240H227V239H225ZM157 237H158V236H157ZM169 237H170V236H169ZM169 237H168V238H169ZM200 237H199V238H200ZM214 237H215V236H214ZM227 237H228V236H227ZM240 237H241V236H240ZM118 238H119V237H118ZM123 238H124V237H123ZM148 238H149V237H148ZM162 238H164V237H162ZM162 238H159V239L161 240ZM189 238H190V237H189ZM211 238H213V237L211 236ZM211 238H210V239H211ZM217 238H218V237H217ZM217 238H216V239H217ZM245 238H246V236H245ZM173 239L175 240L174 237H173ZM178 239H179V238H178ZM186 239H187V238H186ZM186 239H185V240H186ZM193 239H194V238H193ZM196 239H198V238H196ZM196 239H195V240H196ZM201 239H203V238H201ZM206 239H207V238H206ZM155 240H156V239H155ZM179 240H180V239H179ZM185 240H184V241H185ZM208 240H209V239H208ZM208 240H206V241H208ZM211 240H212V239H211ZM214 240H215V239H214ZM214 240H213L212 242H214ZM239 240H240V238H239ZM251 240H252V239H251ZM258 240H259V239H258ZM156 241H157V240H156ZM156 241H155V242H156ZM199 241H200V240H198V242H199ZM162 242H163V241H162ZM162 242H159V243H162ZM169 242H170V241H169ZM201 242H203V241H201ZM201 242H200V243H201ZM212 242L210 243L211 245L213 244ZM215 242H217V241H215ZM219 242H220V240H219ZM221 242H222V241H221ZM242 242H243V241H242ZM242 242H241V243H242ZM246 242H247V240H246ZM249 242H250V241H249ZM184 243H185V242H184ZM193 243H194V242H193ZM195 243H196V242H195ZM238 243H240V242H238ZM254 243H255V242H254ZM254 243H253V244H254ZM167 244H168V243H167ZM172 244H173V241H172ZM182 244H183V243H182ZM187 244L189 245V243H186L185 245H187ZM245 244H246V243H245ZM249 244H250V243H249ZM251 244H252V243H251ZM180 245H181V244H180ZM197 245H198V243H197ZM237 245H238V244H237ZM172 246H173V245H172ZM181 246H182V245H181ZM201 246H202V245H201ZM201 246H200V248H201ZM245 246H246V245H245ZM250 246H251V245H250ZM187 247H188V246H187ZM189 247H190V246H189ZM240 247H242V246H240ZM196 248H197V247H196ZM203 248L206 249V250H208V251H210L211 253L216 254V256H217V260H218V261H223L222 263H225V262H226V261H224V260H226V259H225V258H226V255H224V252L222 251V249H221V247L219 246V244H217V245L215 244V246H213V245H212V246H209L208 243L205 242V243H203ZM249 248H250V247H249ZM249 248H248V249H249ZM254 248H255V247H254ZM260 248H261V247H260ZM166 249H170V246H168V248H166ZM250 249H251V248H250ZM255 249H256V248H255ZM180 250H181V249H180ZM182 250H183V249H182ZM188 250L190 251V249H188ZM199 250H200V249H199ZM226 250H227V249H226ZM164 251H165V250H164ZM173 251H174V250H173ZM192 251H193V250H192ZM224 251H225V250H224ZM246 251H247V250H246ZM253 251H254V250H253ZM18 252H19V251H18ZM186 252H187V251H186ZM193 252H194V251H193ZM210 252H209V253H210ZM225 252H226V251H225ZM177 253H179V251H178ZM182 253H183V252H182ZM184 253H185V252H184ZM191 253H192V252H191ZM234 253H235V252H234ZM250 253H253V252H249L247 255H244L245 257H247V259H245V263H246V264H247L248 261H252V262H254V261H253L254 259H253V260L248 259L249 256H250V258L252 257V254H250ZM244 254H245V253H244ZM255 254H256V253H255ZM262 254H263V253H262ZM170 255H171V254H170ZM176 255H177V254H176ZM176 255H175V256H176ZM186 255H187V254H185V256H186ZM229 255H230V254H229ZM235 255H236V254H235ZM235 255H234V256H235ZM259 255H260V254H259ZM164 256H165V255H164ZM185 256H184V257H185ZM207 256H208V255H207ZM224 256H225V258H224ZM239 256H241V255H238V254H237V257H236V258H238ZM262 256H263V255H262ZM201 257H202V256H201ZM260 257H261V256H260ZM124 258H125V257H124ZM159 258H160V257H159ZM163 258H164V257H163ZM169 258H170V257H169ZM177 258H178V257H177ZM182 258H183V257H182ZM182 258H180V259H182ZM188 258H189V257H188ZM191 258H192V256H191ZM227 258H229V257L227 256ZM239 258H240V257H239ZM178 259H179V258H178ZM178 259H177V260H178ZM202 259H204V258L202 257ZM15 260H17V259H15ZM169 260H170V259H169ZM171 260H172V258H171ZM173 260H174V259H173ZM206 260H207V259H206ZM191 261H192V260H191ZM195 261H196V260H195ZM229 261H230V260H229ZM229 261H228V262H229ZM242 261H243V260H242ZM255 261H256V258H255ZM260 261H261V260H260ZM171 262H174V261H171ZM187 262H190V261H187ZM196 262H197V261H196ZM201 262H202V261H201ZM236 262H237V260H236ZM238 262H239V259H238ZM169 263H170V262H169ZM192 263H193V262H192ZM199 263H200V262H199ZM241 263H242V262H241ZM262 263H263V262H262ZM48 264H49V263H48ZM176 264H177V263H176ZM178 264H179V263H178ZM183 264H184V263H183ZM197 264H198V263H197ZM205 264H206V263H205ZM215 264H216V263H215ZM243 264H244V263H243ZM256 264H257V263H256Z\"/></svg>","mask_w":264,"mask_h":264}]
</instances>
